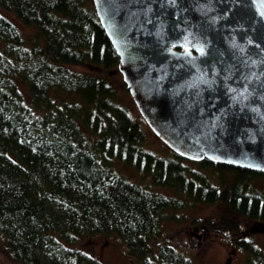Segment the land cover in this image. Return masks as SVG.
Returning a JSON list of instances; mask_svg holds the SVG:
<instances>
[{"label":"trees","instance_id":"1","mask_svg":"<svg viewBox=\"0 0 264 264\" xmlns=\"http://www.w3.org/2000/svg\"><path fill=\"white\" fill-rule=\"evenodd\" d=\"M0 7L34 29L26 38L0 11V235L19 264H101L72 244L82 235L111 233L135 264H191L160 240L165 216L190 203L184 196L226 205L230 213L219 222L232 231L244 219L264 222V190L238 184L255 170L199 161L212 173L239 174L212 185L183 156L146 148L144 119L115 99L107 80L118 55L92 0H0ZM112 157L176 195L130 181L113 169ZM238 246L256 252L247 239Z\"/></svg>","mask_w":264,"mask_h":264},{"label":"water","instance_id":"2","mask_svg":"<svg viewBox=\"0 0 264 264\" xmlns=\"http://www.w3.org/2000/svg\"><path fill=\"white\" fill-rule=\"evenodd\" d=\"M142 118L175 153L264 171V0H92Z\"/></svg>","mask_w":264,"mask_h":264},{"label":"rangeland","instance_id":"3","mask_svg":"<svg viewBox=\"0 0 264 264\" xmlns=\"http://www.w3.org/2000/svg\"><path fill=\"white\" fill-rule=\"evenodd\" d=\"M0 11L16 22L26 38L33 33L34 29L23 24L13 12L3 7H0ZM68 66L76 71H92L101 74V70L88 64H69ZM107 80L114 86L115 99L126 105L134 115L141 116L117 66L108 72ZM22 90L26 93L25 89ZM25 95L26 98H29L27 94ZM141 127L146 133L144 142L147 149L157 155L169 153L166 144L158 139L145 120L144 123L142 122ZM182 161L188 168L198 170L199 175L209 177L214 183H219L220 176L229 180L239 175L235 170L230 172L216 170L212 173L207 168L201 167L197 161L185 157ZM112 165L113 169L130 181L144 185L153 191L176 195L173 188L155 185L147 174L143 175L138 168L123 162L117 157H112ZM186 175L198 178V176L189 172ZM245 182L248 190H264V171L245 173L242 179L239 178L238 184H244ZM184 199L190 203L183 208L174 209V218H169L167 215L162 220L160 240H166L176 246L178 250L189 258L191 264H249V260H259L264 263V232H255V228H252L253 233L249 232V229L254 227L257 222L241 220L239 221L238 229L234 230L235 233L227 227L223 228L222 224L221 226L213 227V225L219 223V213L225 208L224 205L197 202V200H192L189 196H184ZM166 211L171 212L172 210L167 209ZM216 230H218L217 233L215 232ZM223 230H226V233ZM193 231L201 232L202 239L199 243L194 239ZM240 238L241 240L247 239L248 244L252 245L256 252L251 251L247 247L238 246ZM72 245L89 251L91 256L99 260L101 264H135L136 261L117 234L82 235ZM0 264H19L6 248L2 235H0Z\"/></svg>","mask_w":264,"mask_h":264},{"label":"flooded vegetation","instance_id":"4","mask_svg":"<svg viewBox=\"0 0 264 264\" xmlns=\"http://www.w3.org/2000/svg\"><path fill=\"white\" fill-rule=\"evenodd\" d=\"M159 140H161L160 138H158ZM165 144V143H164ZM167 146V145H166ZM167 148H168V150H169V153L168 154H162L163 156H165V157H170L171 155H172V152H174L172 149H170L168 146H167ZM202 160H204V159H202ZM202 160H200V161H202ZM209 160V159H208ZM211 161V160H210ZM197 162H199V161H197ZM212 163H214V164H220L219 162H214V161H211ZM205 168H207L209 171H211L212 170V168L210 167V166H207V167H205ZM194 180V182L196 183V185H198V186H200L201 188H203L202 186H203V184L202 183H200L197 179H193ZM206 180L208 181V183L210 182L212 185H217V186H219L220 185V183H214V182H212L211 181V179H209V178H206ZM224 187V189H226V186H223ZM193 197H195L194 195H192L191 196V198H193ZM197 202H204V203H210V204H214V203H212V202H207V201H201V200H197ZM216 204H219L218 202H215ZM226 213H230V210L229 209H227L226 208V205H225V208L223 209V210H221V212L219 213L220 215L222 214V215H224V216H226ZM255 222H257L256 223V225L254 226V227H251L250 229H249V232L250 233H253L254 231H253V229L252 228H255V232H259V231H262V232H264L263 230H264V222H260V221H255ZM217 226H221V223L219 222V223H217V225H213V227H217ZM222 226H223V228L225 227L226 228V224H223L222 223ZM225 233H226V230H223ZM202 232V234H203V230L201 231ZM201 232H196V231H193L192 232V235L194 236V239L197 241V243H199L200 241H201V239H202V234H201ZM216 233L218 232V230H216L215 231ZM233 233H235V231H232ZM198 233H200V234H198ZM242 238V237H241ZM241 238L238 240V242L241 240Z\"/></svg>","mask_w":264,"mask_h":264}]
</instances>
